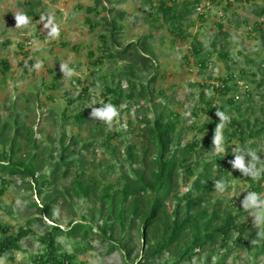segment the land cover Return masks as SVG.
I'll use <instances>...</instances> for the list:
<instances>
[{
    "label": "trees",
    "instance_id": "16d2710c",
    "mask_svg": "<svg viewBox=\"0 0 264 264\" xmlns=\"http://www.w3.org/2000/svg\"><path fill=\"white\" fill-rule=\"evenodd\" d=\"M96 4L94 2L93 6H89L88 12L98 14ZM148 4L145 19L150 29L166 27L174 39L189 38L190 33L183 29V22L191 23L190 17L201 0H148ZM34 11L30 6L26 13L30 15ZM197 14L203 18L204 13ZM262 14L264 8L259 12V15ZM86 21L90 26L97 25V22L90 23L88 17ZM107 24L110 26L98 34L101 58H97L95 65L105 59L118 62L128 52H131L133 59L123 68L119 64L110 74V82L103 83L101 106L107 103L119 106L125 100V109L129 111L132 100L152 101L153 88H148L140 79L147 67L154 66L153 54H145L148 50L147 36H143V41L139 42L141 49L136 41L117 48L112 35L122 26L121 20L113 19ZM219 27L222 25L219 24ZM257 30H264V22L253 25L252 31ZM199 43L192 44V53L196 57L195 62L204 67ZM210 46L216 49L215 40ZM217 54L222 58L228 55L225 48L217 49ZM1 62L3 69H0V73L5 75L9 65ZM259 68L264 74V58ZM132 76H136L137 81L130 80L126 88L118 84V81H126ZM243 76L241 74L238 78ZM97 81L94 79L92 84L95 85ZM262 84L264 79L257 86ZM88 86L77 94V99H87L90 95ZM199 87L191 114L194 117L208 114L203 122L180 124L182 119L176 111L158 109V104L148 103L147 109L156 107L158 112L152 116L144 113L139 126L131 128L141 141L140 148L129 142L119 157L115 155L116 146L112 144L113 136L119 135V132L110 130L101 136L103 130L97 123L94 124L97 131L91 132L88 138L73 135L65 142L67 133L63 126L81 128L89 118L82 108L70 110L75 102L73 98L68 97L67 104L58 114L55 113V123L61 132L56 144L43 136L41 139L45 144L42 146L35 135L39 130L33 129L31 122L22 119L19 111L6 118L0 117V193L12 183L20 181L26 189L41 198L40 205L34 201L31 203L37 209V216L27 219L15 232L8 223L0 222V258L10 259L13 251L19 248V240L32 233L30 225L41 215L52 218L53 224H48L37 237L43 247L33 257L34 264H75L74 254L62 250L58 240L61 235L68 240L82 241L94 235L100 242L107 243V251L119 250L125 264H177L193 257L199 260L204 257L209 261L217 250L222 251L220 257L228 256L232 249L256 250L264 241L259 227L241 220L246 210H242L240 205L236 208L232 199L219 195L216 181L224 183L229 175L239 177L249 182L247 193L259 194L264 172H261L258 180H253L250 175L233 169L229 162L237 153L231 154L230 145L236 137L240 149L249 150L255 140H263L264 119L257 122L260 119L257 109L236 98L238 81L232 73L220 79L217 85L202 82ZM206 87L211 88V92L222 93L227 102L213 106V97L204 99ZM157 92L166 98L164 90L158 89ZM251 94L249 90L243 93L250 98ZM259 98V103L264 102V92H260ZM262 108L260 106L259 110ZM217 112H224L230 117L223 129L222 145L226 146L227 151L212 153L201 160L198 151L210 146L208 136L214 134L216 125L220 123ZM190 130L204 132L206 136L197 138L195 134L182 144V134ZM98 146L104 147L109 157L105 169L99 171L96 169L94 151ZM257 156L260 160L256 167L260 168L264 166V160H261V154ZM114 169L118 171L117 176L106 181V173H112ZM180 169L183 181L188 183L190 180V185L178 197L175 194L179 184L176 175ZM96 172L98 177L93 175ZM195 172L196 176L191 180ZM68 177L70 179L66 182ZM74 201L86 202L84 212L78 216L80 222L69 220L68 228L63 230L57 221L60 217L54 216V210L61 206L72 209ZM133 230L139 239L137 246L131 243ZM78 249L76 245L75 250ZM164 255L168 256L165 260Z\"/></svg>",
    "mask_w": 264,
    "mask_h": 264
},
{
    "label": "rangeland",
    "instance_id": "374dc122",
    "mask_svg": "<svg viewBox=\"0 0 264 264\" xmlns=\"http://www.w3.org/2000/svg\"><path fill=\"white\" fill-rule=\"evenodd\" d=\"M94 2L97 3L98 14L87 10L89 6H93ZM201 4L205 6L208 4V8L202 15L203 18L194 12L190 17L191 23L184 21L183 29L186 33H190V36L180 40V38L174 39L166 27L150 29L145 19V10L149 6L148 0H100L98 2L96 0H0V69H3L1 61L9 65L5 75L0 73V117L6 118L9 114L19 111L22 119L31 122L34 125L33 129L39 130L35 135L42 146L45 144V141L41 139L43 136L48 137L52 142L55 141L56 144L61 132L57 122L55 123V113L58 114L67 104L68 99L73 98L75 102L70 110L82 108L86 110L89 118L83 122L81 128L63 126L67 133L65 142L68 141L69 136L73 135L80 136L82 139L88 138L91 132L97 131L94 127L97 123L103 130L101 136L110 130L119 132V135L112 138V144L116 146L117 151L115 155L119 157L129 142L140 148L141 141L131 128L139 126V120L144 113L152 116L158 112L156 107L147 109V105L158 104V109L170 108L176 111L182 119L180 124L201 123L209 116L208 114L198 117L191 114L197 102L199 85L202 82L218 84L220 79L232 73L238 81V87L235 88L236 97L239 101L254 106L260 117L257 122L263 121L264 102L259 103V94L264 92V84L257 85L261 79H264V74L259 68L264 58V30L252 31V27L256 22H264V14L259 15L264 8V0H201ZM31 5L35 11L29 15L26 12ZM16 13L28 16L30 21L28 26L20 29L15 27ZM49 17L60 30L58 38H51L48 35L49 29L43 27ZM87 17L90 23L97 22V25L90 26L86 21ZM117 18L122 23L120 29L112 35L117 42V48H122L130 41H136L141 49L139 42L143 41V36H147L146 49L149 51H145V54L150 56L153 54L154 66L147 67L140 80L154 91L152 101L132 100L129 111L125 109L127 105L125 100H122V103L116 106L119 117L113 121L109 129L101 121L91 119L88 112L90 113L92 107H101L103 104L101 90L104 82H110V74L119 64L123 68L129 60L133 59L131 52H128L118 62L105 59L101 64L95 65L97 58H101L99 50L101 40L98 34L110 26L107 23ZM219 24L222 25L221 28ZM213 40L216 42V49L210 46ZM194 42H200L202 46L200 55L205 61L204 67H200L195 62L196 57L192 53ZM224 48L228 53L226 58L217 54V49ZM211 51L213 53L209 54ZM134 62L136 65L135 60ZM61 63H67L73 70L71 77L60 72ZM37 64L41 67L36 68ZM93 71H95L94 74ZM241 74H244L243 78H238ZM55 75L58 77L54 78ZM94 79L98 80L95 85L92 84ZM130 80L137 81V78L132 76L126 81H118V84L126 88ZM86 85H90L88 86L90 95L87 99H77V94ZM158 89L164 90L166 98L158 94ZM246 90L252 91L251 98L243 95ZM210 98H212L213 106L227 102L222 97V93L211 92V89L206 87L204 99ZM260 106L263 107L262 110H259ZM232 112L230 111L231 114ZM195 134L197 138L206 136L204 132L186 131L182 134L181 143L187 142ZM213 135L208 136L210 146L200 149L197 153L201 160L212 153H217L212 143ZM231 144L230 152L235 154V150L240 149L236 137L232 139ZM222 147L224 151L221 153L226 152V146L222 145ZM243 150L242 154L245 155L246 163L251 162V156L246 154L248 151L256 155L261 154V160H264V139L255 140L251 149ZM94 151L96 169L98 171L105 169L109 163L105 148L98 146ZM116 163L118 164L117 161ZM97 172L93 174L94 177L99 176ZM117 174V169H114L112 173H106V181L115 178ZM194 176L196 172L191 180ZM176 178L179 184L175 194L179 197L188 189L190 180L188 183L183 181L181 169ZM69 179L70 177L66 179V182ZM262 183L263 187L258 197L264 200V180ZM223 185V190L216 192L226 199H232L236 208L240 205L242 210H246L241 201L249 194L247 193L249 182L229 175ZM33 201L37 205L41 204V198L26 189L20 181L12 183L3 193H0V222L8 223L15 232L19 226L25 224L27 219L37 216L36 207L31 205ZM85 204L86 202L74 201L72 209L61 206L54 210V216L60 217L57 221L63 230L68 228L69 220L75 219L74 221L80 222L78 216L84 212L82 210ZM169 207H172V203ZM254 211L255 209L251 207L247 209L242 214L241 220L257 225L254 220ZM48 224H53V219L45 215L33 221L30 225L32 233L19 240V248L13 251L10 259L0 258V264H34L33 257L43 247L37 237L44 232ZM257 226L260 233L264 232V224ZM87 239L85 241L68 240L64 235L58 238L62 250L74 254L75 264H125L119 250L107 251V243L100 242L94 235ZM138 240L133 230L131 243L137 246ZM76 245L79 247L78 250H75ZM85 246L86 249H81ZM220 252L222 251L217 250L209 261L204 257L200 260L193 257L189 261H181L177 264H264V241L256 250L232 249L226 257H220ZM167 258L168 256L164 255L163 260Z\"/></svg>",
    "mask_w": 264,
    "mask_h": 264
},
{
    "label": "clouds",
    "instance_id": "9594fccd",
    "mask_svg": "<svg viewBox=\"0 0 264 264\" xmlns=\"http://www.w3.org/2000/svg\"><path fill=\"white\" fill-rule=\"evenodd\" d=\"M33 6V5H31ZM201 6L203 8L202 11L197 10V7ZM196 7V13H205L206 8H208V4L205 6L200 4ZM15 19V27L20 29L28 26L30 23L28 16L23 13H16L14 15ZM51 25V27H50ZM43 27L45 29H49L48 35L51 38H58L60 34L59 28L52 23V18L49 17L47 23H44ZM36 68H40L41 65H35ZM59 70L65 76L71 77L73 75V70L70 69L67 63H61L59 66ZM217 85V84H212ZM211 89V88H210ZM237 98V97H236ZM91 119L101 121L104 123L109 129H111L113 121L119 117V111L117 107L111 103L104 104L101 107H92L89 113ZM216 116L219 118L220 123L216 125L215 133L212 137V143L215 147V150L219 152H223L224 149L222 147L223 144V136L222 129L223 127L230 121V117L226 115L224 112H217ZM236 155L229 162L233 169L240 171L242 174L250 175L253 180H258L260 178L261 172H264V166L257 168L256 164L259 162L260 158L251 151H248L246 154L251 156V162H245V155L243 153V149H236ZM223 182L216 181V188L218 190H223ZM242 206L247 210L250 207L254 208L255 211L253 213L254 220L257 225L264 224V200H261L255 192L249 193L242 201ZM264 235V232L261 233Z\"/></svg>",
    "mask_w": 264,
    "mask_h": 264
},
{
    "label": "built area",
    "instance_id": "2783aa9c",
    "mask_svg": "<svg viewBox=\"0 0 264 264\" xmlns=\"http://www.w3.org/2000/svg\"><path fill=\"white\" fill-rule=\"evenodd\" d=\"M197 10L202 11L203 8H202L201 6H198V7H197Z\"/></svg>",
    "mask_w": 264,
    "mask_h": 264
}]
</instances>
